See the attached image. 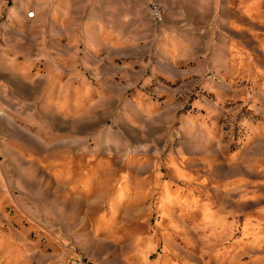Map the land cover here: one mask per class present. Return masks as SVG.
Returning a JSON list of instances; mask_svg holds the SVG:
<instances>
[{
    "label": "rangeland",
    "instance_id": "374dc122",
    "mask_svg": "<svg viewBox=\"0 0 264 264\" xmlns=\"http://www.w3.org/2000/svg\"><path fill=\"white\" fill-rule=\"evenodd\" d=\"M87 1L0 0V264H264V0Z\"/></svg>",
    "mask_w": 264,
    "mask_h": 264
},
{
    "label": "crops",
    "instance_id": "0c3cea01",
    "mask_svg": "<svg viewBox=\"0 0 264 264\" xmlns=\"http://www.w3.org/2000/svg\"><path fill=\"white\" fill-rule=\"evenodd\" d=\"M0 62H1V65H0V82H2V84L4 82H6L8 84V85H6V87H8V86L12 87L11 80L21 81V83L30 86V85H32L33 82L37 81L41 76H43L41 74L36 75V74H32L30 72L22 71L21 69L25 68V66L24 65L20 66L18 64H15V62H14V60H12V58H10L8 60L5 58H4V60H3V58H0ZM48 78H49V80H48L49 85L48 86L50 87L52 76L49 74ZM2 86H5V85H2Z\"/></svg>",
    "mask_w": 264,
    "mask_h": 264
},
{
    "label": "bare ground",
    "instance_id": "6f19581e",
    "mask_svg": "<svg viewBox=\"0 0 264 264\" xmlns=\"http://www.w3.org/2000/svg\"><path fill=\"white\" fill-rule=\"evenodd\" d=\"M87 1V0H86ZM92 1V0H91ZM110 1V0H109ZM108 1V2H109ZM87 2H89V1H87ZM98 2V1H97ZM225 2V1H224ZM90 3V2H89ZM96 3V2H95ZM88 4V3H87ZM93 4V3H92ZM35 5H36V3H35ZM59 4L57 3V4H55V5H53V9H56L57 8V6H58ZM112 5V4H111ZM113 6V5H112ZM10 7V6H9ZM16 7V6H15ZM18 7V6H17ZM84 7V6H83ZM110 7V6H109ZM115 7V6H114ZM217 7V6H216ZM259 7L260 6H257L256 8H254V9H252V8H250L249 10H248V14L249 15H251V14H255V13H257L258 12V10H259ZM53 9H51L50 10V12H52V10ZM105 9H107V8H105ZM137 10H138V8H136ZM110 10H111V8H110ZM11 11H12V9H11ZM111 11H113V10H111ZM261 11V10H260ZM8 12V11H7ZM28 12L29 11H27L26 12V14H27V17L29 16L28 15ZM66 12V11H65ZM10 13V12H9ZM14 13V12H13ZM17 13V12H16ZM262 13H264V11H262ZM14 15H17V14H14ZM204 15V14H203ZM12 16V15H11ZM32 16H35V13L32 15ZM17 17H19V16H17ZM71 17V16H70ZM199 17H200V15H199ZM16 19V18H15ZM15 19H12V20H15ZM37 19V18H36ZM36 19H35V21H36ZM23 20V19H22ZM40 21V20H39ZM6 22H8V21H6ZM15 22V21H14ZM15 24V23H14ZM32 24V23H31ZM30 26V25H29ZM28 26V27H29ZM9 27V26H8ZM31 27V26H30ZM10 28V27H9ZM19 29V28H18ZM22 30V29H21ZM69 30L70 31H72V32H74V33H72V35H83V34H85V35H88V36H92L96 31L93 29V26L92 25H90V24H86V25H84V27H80L79 26V23L78 24H76V25H74V26H71V27H69V29H68V31L67 32H69ZM172 30V29H171ZM98 33V32H97ZM41 36V35H40ZM1 44V43H0ZM46 49V48H45ZM191 131V130H190ZM87 174H89V173H87ZM87 176V175H86ZM85 177V176H84ZM118 198H122V193H118V196H117Z\"/></svg>",
    "mask_w": 264,
    "mask_h": 264
},
{
    "label": "built area",
    "instance_id": "2783aa9c",
    "mask_svg": "<svg viewBox=\"0 0 264 264\" xmlns=\"http://www.w3.org/2000/svg\"><path fill=\"white\" fill-rule=\"evenodd\" d=\"M150 10L155 18H160L161 16V7L157 3H151L150 4ZM35 13L34 10H30L28 12L29 17H32V15Z\"/></svg>",
    "mask_w": 264,
    "mask_h": 264
}]
</instances>
